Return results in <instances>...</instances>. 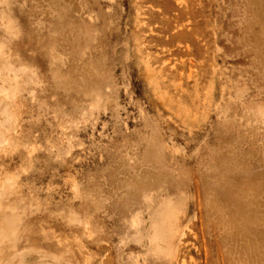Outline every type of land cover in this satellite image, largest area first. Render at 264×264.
<instances>
[{"label":"rangeland","instance_id":"obj_1","mask_svg":"<svg viewBox=\"0 0 264 264\" xmlns=\"http://www.w3.org/2000/svg\"><path fill=\"white\" fill-rule=\"evenodd\" d=\"M0 44V264L236 263V206L264 220V0H0ZM142 216L166 219L165 253L133 237Z\"/></svg>","mask_w":264,"mask_h":264},{"label":"bare ground","instance_id":"obj_2","mask_svg":"<svg viewBox=\"0 0 264 264\" xmlns=\"http://www.w3.org/2000/svg\"><path fill=\"white\" fill-rule=\"evenodd\" d=\"M5 1H6V0H5ZM7 2H9V1H7ZM9 3H10V2H9ZM4 4H6V2H5ZM6 6H7V5H6ZM80 9H81V8H80ZM52 10H53L54 14L56 13L57 17H56L55 15H54V16L57 18V20H60V21H61V20H62V18H61L62 16H61L60 14H58V10H56V9H54V8H53ZM82 10H83V9H82ZM88 14L91 15L90 12H88ZM89 15H88V16H89ZM86 18H87V16H86ZM88 19H89V18H88ZM88 19H87V21H88ZM89 20H90V19H89ZM90 21H91V20H90ZM91 23H92V21H91ZM8 24H9V23H8ZM39 24H40V23H39ZM87 24H88V23H87ZM2 25L4 26V24H1V26H2ZM5 25H7V24H5ZM10 25H11V24H10ZM89 25H90V24H89ZM3 26H2V27H3ZM84 26H85V25H84ZM8 27H9V26H8ZM32 27H33V26H32ZM5 28H7V26H6ZM34 28H36V27H34ZM34 28H31L30 30H32V29H34ZM83 28H84V27H83ZM85 28H86V27H85ZM87 28H89V27H87ZM91 28H92V27H91ZM262 28H263V27H262ZM7 29H8V28H7ZM9 29H14V28L9 27ZM93 29H94V28H93ZM30 30H29V31H30ZM85 30H86V29H85ZM85 30H84V31H85ZM32 31H33V30H32ZM52 31L56 32L55 30H52ZM52 31H51V32H52ZM9 32H10V31H9ZM11 32H12V31H11ZM54 32H53V33H54ZM89 32H90V31H89ZM91 32H93V31H91ZM15 33H17V32L15 31ZM29 33H31V32H29ZM84 33H85V32H84ZM31 34H32V36H33V33H31ZM55 34H56V33H55ZM87 34H88V33H87ZM72 35H74V34H72ZM84 35H85V34H84ZM29 36H31V35L29 34ZM32 36H31V37H32ZM91 36H93V35H91ZM31 37H29V38H31ZM72 38H73V37H72ZM93 39H94V36H93ZM1 43H2V42H1ZM2 45H4V44H2ZM49 45H50V43H49ZM49 45H48V46H49ZM0 46H1V44H0ZM51 46H52V45H51ZM86 47H88V46H86ZM3 48H4V46H3ZM1 49H2V48H0V50H1ZM50 49H51V48H50ZM55 50H56V49H55ZM1 51H3V49H2ZM1 51H0V52H1ZM51 51H52V49H51ZM1 53H6V51L4 50V52H1ZM49 53H50V52H49ZM59 53H60V52H59ZM51 54H52V53H51ZM53 54H55V56L58 55V53L56 54V52L53 53ZM62 54H63V53H62ZM62 54H59V56H61ZM73 54H74V56H73L74 59H78V60H81V59H82V61H80V62H81V65H80V66H85V69L89 70V66H92V64H91L92 62L89 63L88 61H87V62H84V61H83V59H85V58L88 57V54H80V53L77 54V52H75V53H73ZM11 55H12V53L9 54V55L6 54L5 56H6V58L9 56V59H10V56H11ZM5 56H4V57H5ZM55 56H54V57H55ZM59 56H57V57L59 58ZM64 56H65V55H64ZM75 57H76V58H75ZM45 58H46V56H45ZM47 58H48V57H47ZM58 58H57V59H58ZM12 59H13V56H11V59L8 60V61L11 63V66H12L13 64H14V65L16 64V61H15V60H13V61L11 62ZM52 59H53V58H52ZM66 59H67V61H68L67 56H66ZM66 59H65V60H66ZM74 59H73V60H74ZM88 59H89V57H88ZM53 60H54V59H53ZM60 60L63 61V58L60 57ZM5 61H6V60H5ZM14 61H15V63H14ZM46 61H49V62H50L51 60H50V59H47ZM54 61H56V60H54ZM54 61H53V62H54ZM58 61H59V59L56 61V63H57ZM62 61H61V63H62ZM74 61H75V60H74ZM49 62H48V63H49ZM53 62L51 61V63H49V64H52ZM59 62H60V61H59ZM64 62H65V61H63V64H64ZM4 63H5V62H4ZM7 63H8V62H7ZM12 63H13V64H12ZM61 63H60V64H61ZM53 64H54V63H53ZM53 64H52V65H53ZM60 64H59V65H60ZM63 64H61V65H63ZM67 64H68V63H67ZM75 64H77V63H75ZM52 65H51V67H49V66L46 67V69H47L46 73L49 75L50 79H52V80L55 82L54 84H56L58 87H60V88H61V87H69V89H70V87H72V84L74 83V80H73V81L71 80V77H73V76H70V75L74 72V71H73L74 68H73V70L71 69V71H73V72H71V74H69V72H70V68H67V67H66V68L60 69L61 65H60V67H59V65H58V66L53 65V67H52ZM56 65H57V64H56ZM64 65H65V64H64ZM68 65H69V64H68ZM77 65H78V64H77ZM8 66H10V65H8ZM17 66H18V64H17ZM20 66H21V65H20ZM70 66H71V65H70ZM75 66H76V65H75ZM93 66H94V65H93ZM18 67H19V66H18ZM58 67H59V68H58ZM12 68H13V67H12ZM15 68H17V67H15ZM19 68H21V67H19ZM90 68H91V67H90ZM0 69H3V68L0 67ZM28 69H29V68H28ZM35 69H37V68L35 67ZM91 69H92V68H91ZM93 69H94V68H93ZM93 69H92V71H94ZM4 70H5V69H4ZM37 70H38V69H37ZM75 70H77V69H75ZM1 71H2V70H1ZM6 71H7V70H6ZM6 71H5V72H6ZM38 71H39V70H38ZM42 71L45 72L44 70H42ZM92 71H91V72H92ZM33 72H34V71H33ZM85 72H86V71H85ZM6 73H7V72H6ZM6 73H5V75H6ZM9 73H10V72H9ZM81 73H82V72H81ZM94 73H95V72H94ZM43 74H45V73H43ZM43 74L41 75V77L44 76ZM74 74H75V72H74ZM83 74L85 75V73H83ZM87 74H89V72H88ZM5 75H4V76H5ZM7 75H8V76H7V77L5 76V77H6L5 79H9L10 77H11V78H14V76H12V75H10V74H7ZM9 75H10V77H9ZM84 75H83V76H84ZM90 75H91V74H90ZM93 75H94V74H93ZM0 76H2V75H0ZM4 76H3V77H4ZM81 76H82V75H81ZM8 77H9V78H8ZM29 77H30V76H29ZM41 77H40V80L42 79V82H43V79H44V78H41ZM49 77H48V78H49ZM90 77H94V76L91 75ZM90 77H88V78H90ZM82 78H83V77H82ZM82 78H80V79H82ZM88 78L85 79V81L88 80V82H89L90 79H88ZM94 78H95V77H94ZM15 79H16V78H14V80L12 79V81H16V80H17V79L15 80ZM77 79H78V78H77ZM91 79H92V78H91ZM10 80H11V79H10ZM40 80H38V81H40ZM7 81H8V80H7ZM78 81H79V79H78ZM85 81H82V82L85 83ZM3 82H4V81H3ZM5 82H6V81H5ZM8 82H10V81H8ZM17 82L20 84V82H22V81H20V82L17 81ZM36 82H37V81H36ZM36 82H35V83H36ZM40 83H41V81H40ZM80 83H81V82H80ZM84 83H83V84H84ZM91 83H93V86L95 85V84H94V81L91 82V80H90V83H89V84H91ZM13 84H14V85L16 84V87H17V83H16V82H14ZM36 84H37V83H36ZM41 84H42V85H41ZM41 84H40V85H41V88H42V86H45V85H46V84L44 85V83H41ZM11 85H12V84H11ZM37 85H38V84H37ZM80 85H81V84H80ZM78 86H79V85L77 84L76 87H77L78 89H76V90H75V89H72V90H75V92L72 91L73 93H76V92L79 90V91H78L79 94L77 95L78 92L75 94V95H77V96H79V95L81 94L80 92H82V91H81V89H82V85H81L80 87H78ZM93 86H92V87H93ZM13 87H15V86H13ZM18 87H20V86L18 85ZM73 87H74V86H73ZM90 87H91V85H90ZM92 87H91V88H92ZM94 87H95V86H94ZM80 88H81V89H80ZM86 88H87V87H86ZM91 88H90V90H91ZM14 89H15V88H14ZM61 89H62V92H63L64 89H63V88H61ZM66 89H67V88H66ZM87 89H89V88H87ZM87 89H85V90L87 91ZM96 89L98 90V88H96ZM0 90H1V89H0ZM7 90H8V89H7ZM70 90H71V89H70ZM97 90H96V93H98ZM99 90H100V89H99ZM99 90H98V91H99ZM67 91H69V90H67ZM88 91H89V90H88ZM100 91H101V90H100ZM2 92H3V90H2ZM69 92H70V91H69ZM93 92H95V91L93 90ZM101 92H102V91H101ZM0 93H1V92H0ZM5 93H6V92H5ZM84 93H85V92H84ZM96 93H95V94H96ZM88 94H89V95L91 94L90 91L88 92ZM88 94L85 93V94H82V95H85V96L87 97V99H90V97L88 98ZM99 94H101V93H99ZM0 95H1V94H0ZM82 95H80V96H82ZM80 96H79V97H80ZM92 96H93V94H92ZM12 97H13V96H12ZM86 97H84V98H86ZM110 97H111V96H110ZM112 97H113V96H112ZM112 97H111V98H112ZM0 98H3V97H0ZM6 98H7V97H6ZM81 98L84 99L83 96H82ZM94 98L98 99L96 96H94ZM7 99H8V98H7ZM78 99H80V98H78ZM92 99H93V97H92ZM107 99H108V98H107ZM109 99H110V98H109ZM1 100H2V99H1ZM10 100H12V99H10ZM10 100H9V101H10ZM94 100H95V99H93V101H94ZM112 100H113V99H112ZM12 101H13V100H12ZM83 101L85 102V100H83ZM89 101H92V100H88V102H89ZM95 101H96V100H95ZM113 101H114V100H113ZM86 102H87V100H86ZM88 102H87V104H91V103L93 104V103H94V102H91V103H90V102L88 103ZM1 103H2V101H1ZM8 103H9V102H8ZM95 103H96V102H95ZM95 103H94V104H95ZM114 103H115V102H114ZM94 104H93V105H94ZM97 104H98V101H97ZM103 104L107 105V103H103ZM263 104H264V103H263ZM263 104H262V109H263V107H264ZM93 105H92V106H93ZM109 105H110V104H109ZM94 106H95V105H94ZM107 106H108V105H107ZM259 106H261V105H259ZM74 107H75V106H74ZM87 107H88V106H87ZM87 107H86V108H87ZM3 108H4V107H3ZM3 108H2V110H3ZM88 108H89V107H88ZM92 108H93V107H92ZM258 108H259V107H258ZM260 108H261V107H260ZM7 109H8V108H7ZM254 109H255V108H254ZM254 109H253V110H254ZM262 109H261V110H262ZM85 110H86V109H85ZM85 110H84V111H85ZM257 110H259V109H257ZM4 111H5V110H4ZM4 111H3V112H4ZM259 111H260V110H259ZM0 112H1V111H0ZM3 112H2V113H3ZM251 112H252V111H251ZM260 112L262 113V114L259 113V114H260V116H259V120H260V121H259V120L256 121V120H255L256 118L253 117L254 120L251 119L253 122H255V121H256V123H262L261 121L264 122V110H262V111H260ZM2 113H0V115H1ZM7 113H8V112H7ZM89 113H90V112H89ZM89 113H88V114H89ZM257 113H258V112H257ZM257 113H255V114L258 115ZM4 114H5V113H3V115H4ZM6 115H7L6 118L9 117V120H7V121L13 122V120H14V116H13V114H10V113H9V114H6ZM256 115H255V116H256ZM4 116H5V115H4ZM251 116H252V115H251ZM257 118H258V116H257ZM248 119H249V118H248ZM263 125H264V124H263ZM6 126H7V125H6ZM12 127H13V126H12ZM6 128H7V127H6ZM9 128H11V127H9ZM13 128H14V127H13ZM0 130H1V129H0ZM1 131H2V130H1ZM13 132H14V131H13ZM11 135H12V132H11ZM0 137H1V136H0ZM0 140H1V139H0ZM8 140H9V139H8ZM10 141H12V140H10ZM2 142H3V141H2ZM8 143H9V141H8ZM5 145H6V144H5ZM10 146H11V144H9V147H10ZM28 153H29V152H28ZM144 160H145V159H142L141 161L144 162ZM131 178H132V177H131ZM132 180H133V179H130L129 182L127 181V184H126V183H121V184H122V186H123V184H124V185L126 184V187H128L129 185L133 184ZM119 181H120V180H119ZM121 182H122V181H121ZM131 182H132V183H131ZM128 183H129V184H128ZM137 183H138V181L135 183L136 186H137ZM1 185H2L1 187H6L5 184H1ZM135 185H134V186H135ZM122 186H121V188H122ZM136 186H135V187H136ZM129 187H130V186H129ZM129 187H128V188H129ZM131 187H132V188H131V190H129V191H132V189H133V190H134L133 193H138V192L140 191V187L137 188V189H138V190H137L138 192L135 191V190H136V189H134L135 187H134V188H133V186H131ZM119 189H120V188H119ZM5 190H7V189H4V191H5ZM250 190H251V189L247 190V192L250 191ZM6 192H7V191H6ZM129 194L132 195L131 193H129ZM143 194H144V193H142V195H141L142 198H143ZM96 195H97V194H96ZM146 196H147V197H148V196L150 197V195H146V194H145V196H144V198H143V203H145L146 207H145V205L142 204L141 201H140V203L145 207L146 210H145L144 208H143V209L146 211V215H147V216H150V215L152 214L151 212L153 211V209H150V208L152 207L151 204H152L153 202H154V204H155V203H157L158 201L155 202L156 200H155L154 198H152V200H154V201H152V203H151V201H150V203H148V202H149V200H148L149 197L147 198ZM151 196H152V195H151ZM142 198H141V199H142ZM145 198H147V199H146L147 204H146V202H145V200H144ZM130 200H131V199H130ZM150 200H151V199H150ZM125 202H127L126 207H127V205H129V207H130L131 203H129L127 200H126ZM162 202H163V201H162ZM166 202H167V200L165 201V203H166ZM138 203H139V202H138ZM138 203H137V204H138ZM124 204H125V203H124ZM137 204H136V203H135L134 205L132 204L131 207H133V206H135V205L138 206V207H137V208H138L137 210L139 211V214H140L143 210L140 211L139 207H140L141 205H137ZM154 204H152V205H154ZM147 205H148V206H147ZM149 205H150V206H149ZM155 205L158 206V204H155ZM155 205H154V208H155V212H156V207H157V206H155ZM161 205H162V203H161ZM2 206H3V205H2ZM11 206H12V205H11ZM136 206H135V208H136ZM163 206H164V208L166 209L165 205H162V207H163ZM166 206H167V203H166ZM8 207H10V206H8ZM8 207H7V208H8ZM131 207H130V209H131ZM14 208H15V207H14ZM133 208H134V207H133ZM147 208H149L150 210L147 211ZM152 208H153V207H152ZM157 208H158V207H157ZM164 208H162V209L160 208L161 211H160L159 213H161V214H165V209H164ZM253 208H254V207H253ZM5 209H6V208H5ZM12 209H13V206H12ZM163 209H164V210H163ZM168 209H169V207H168ZM168 209H167V210H168ZM254 209H255V208H254ZM10 210H11V209H10ZM13 210H15V209H13ZM135 210H136V209H135ZM135 210H134V212H135ZM137 210H136V212H138ZM261 210H263V208H261ZM11 211H12V210H11ZM131 211H132V209H131ZM145 211H143L142 213H144ZM162 211H163V213H162ZM168 211H170V210H168ZM149 212H150L151 214H150ZM155 212H154V213H155ZM170 212H172V211H170ZM14 213H15V212H14ZM148 213H149V215H148ZM154 213H153V214H154ZM166 213L168 214L167 211H166ZM12 214H13V213H12ZM12 214H11V215H12ZM19 214H20V213H19ZM19 214H18V216H19ZM133 214H134V213H133ZM135 214H136V213H135ZM153 214H152V215H153ZM167 214H166V216H167ZM8 215H9V213H8ZM14 215H15V214H13V216H14ZM142 215H144V214H142ZM157 215H158V214H157ZM136 216H137V214H136ZM139 216H140V215H139ZM139 216H138V218H140ZM154 216H156V214H154ZM154 216H153V217H154ZM159 216H160V215H159ZM161 216H162V215H161ZM164 216H165V215H164ZM164 216L160 218V219H162V221H164V220H166V219L168 218V216H167V217L165 216L166 219H164ZM235 216H236V220H235V223L232 224V229H233V238H234V240H235V244H236V248H237V252H238V255H239V256L236 258V263H235V261H232L233 264H264V220L261 219V211L259 210V211L253 212V211L250 209V207L247 205V203L243 202V203H239V204L236 206V208H235ZM156 217H157V219H158V216H156ZM4 218H5V217H4ZM10 218H12V217L10 216ZM10 218H9V220H10ZM20 218H21V217H20ZM20 218H17V217H16L15 219H20ZM95 218H96V217H95ZM134 218H137V217H134ZM138 218H137V219H138ZM154 218H155V217H154ZM12 219H14V217H13ZM144 219H145V218H143V216H142V220H144ZM147 219H148L149 222H150L149 225L146 226L145 223H144L143 225L146 226V228L148 229V231H146V228H145L144 226H143V227L145 228V230H144V228H143L142 226H140V227H142V228H141L142 230H141L140 232H138V231L140 230L138 226H139V225H142V224H140V219H139V222H138V220H137V225H138V224H139V225H138V226H137V225H134V228L132 227V228L134 229V230H133L134 232H136L135 229L137 228V232H136V234L132 231V232L134 233V234H133L134 236H133V235H132V236H133L134 238H136V237H137L136 235H138L137 233H139V234L142 233V235H139V236H141V239H143L144 242H145L146 244H145L143 241H141V243H142V245H141L140 241H137L138 243H140V246H142V248L145 247V249H147L148 251H149V249L151 248L150 250H151L152 252L158 250L159 252H163V253H165L164 251H165L166 249H165L163 246H164L165 244H169V241H168L167 239H163V238H169V237H170L169 240H171V237L173 236V238H174L175 235H172L173 232H170V231H169L171 228H167V230H165V231L162 229V228L165 227V226H164V225H165V221H164V222L161 221V223L164 224V225L160 228L159 226H161V225H159V224H158V225L155 224V222L153 221L154 219L152 218V216H151V221H150V219H149L148 217H147L146 220H144V221H145V222H148ZM152 219H153V220H152ZM155 219H156V218H155ZM160 219H159V220H160ZM163 219H164V220H163ZM142 220H141V222H142ZM159 220H157V221H159ZM10 221H11V220H10ZM20 221H21V219H20ZM167 221H168V220H167ZM167 221H166V223H167ZM12 223H14V222H12ZM157 223H158V222H157ZM159 223H160V221H159ZM0 224H1V223H0ZM85 224H86V223H85ZM146 224H148V223H146ZM130 225L133 226V224H130ZM131 226H130V227H131ZM136 226H137V227H136ZM157 226H158V227H157ZM1 227H2V226H1ZM148 227H149V228H148ZM169 227H170V226H169ZM7 228H8V227H7ZM95 228H96V232H97V230H98V226L94 225V229H95ZM159 228H160V229H159ZM1 229H4V228H1ZM94 229H93V230H94ZM138 229H139V230H138ZM161 229H162V230H161ZM168 229H169V230H168ZM4 230H5V229H4ZM7 231H8V233H9V230H7ZM171 231H173V230H171ZM14 232H15V230H14ZM28 232H29V231H28ZM93 232H94V231H93ZM96 232H95V233H96ZM12 233H13V230H12ZM15 233H16V232H15ZM15 233H13V234H15ZM26 233H27V232H26ZM95 233H94V234H95ZM3 234H4V231H3V233L1 234V236H2ZM5 234H6V231H5ZM13 234H12V235H13ZM16 234H17V233H16ZM16 234H15V235H16ZM31 234H32V233H31ZM92 234H93V233H92ZM96 234H97V233H96ZM167 234H168L169 236H168ZM24 235H25V234H24ZM28 235H30V234L28 233ZM171 235H172V236H171ZM6 236H8V235H6ZM13 236H14V235H13ZM135 236H136V237H135ZM139 236H138V237H139ZM167 236H168V237H167ZM2 237H5V236H2ZM27 237H28V236H27ZM29 237H30V236H29ZM8 238H10V237L8 236L7 239H8ZM97 238H98V237H97ZM4 239L6 240V237H5ZM137 239L139 240V238H136V240H137ZM160 239H161V240H160ZM97 240H98V239H95V241H97ZM156 240H157V241H156ZM158 240H159L160 242H158ZM166 240L168 241V243H166V242H167ZM1 241H3V240H1ZM1 241H0V243H1ZM93 241H94V240H93ZM161 241H162V242H161ZM163 241H164L165 244H163ZM133 242H135V239H134ZM95 243L97 244V242H95ZM8 244H9V243H8ZM57 244H58V245H57ZM57 244L54 245V246H55V249H54V251H55V255H53V256H55V258H54L52 255H51V256H52L54 259H56L59 263H60L61 259H63L62 261L65 262L64 260L67 259V258H65V259H64V258H61V257H62V254H64V252H63L64 249H63V248H65V246H63V244H61V243H57ZM96 244H95V245H96ZM147 244H148V246H149L150 248L147 247ZM14 245H15V244H12L9 248L13 247ZM144 245H145V246H144ZM15 246H16V245H15ZM176 246H177V245H176ZM176 246H175V247H176ZM36 248H38V246H37ZM148 248H149V249H148ZM177 248H178V247H177ZM23 249H24V247H23ZM31 249H32V248H31ZM39 249H40V248H39ZM0 250H1V248H0ZM28 250H30V248H29ZM33 250H34L33 253L37 251V250H35V249H33ZM66 250H67V249H66ZM66 250H65V251H66ZM175 250H176V249H175ZM5 251H6V249H5ZM17 251L21 254V252H20L21 250H18V249H17ZM41 251H42V249H41L39 252H41ZM148 251H145L146 253H145V252H144V253L147 254ZM0 252H1V253H4V252H2V251H0ZM6 252L8 253V251H6ZM6 252H5L4 254H6V256H7V253H6ZM22 252H24V251H22ZM27 252L30 253V252L27 251V249H26V253H27ZM37 252H38V251H37ZM152 252H151V254H153V256H155V254H154L155 252H154V253H152ZM235 252H236V251H235ZM1 253H0V254H1ZM28 253H27V254H28ZM41 253H42V252H41ZM41 253H40V254H41ZM66 253H68V251H66ZM66 253H65V254H66ZM69 253H70V252H69ZM172 253H173V252H172ZM9 254H10V253H9ZM11 254H12V252H11ZM22 254H23V253H22ZM40 254L38 253L37 255H40ZM234 254H235V253H234ZM12 255H13V254H12ZM12 255H11V256L9 255V259H8L9 261H10V260H13L14 257H12ZM17 255H18V254H17ZM46 255H47V254H46ZM46 255H45V256H46ZM173 255H174V254H173ZM173 255H172L171 257H173ZM4 256H5V255H4ZM6 256H5V257H6ZM14 256H15V254H14ZM23 256H24V255H22V257H23ZM41 256H42V254H41ZM51 256H50V257H51ZM63 256H66V255H63ZM145 256H146V255H145ZM148 256H149V255H148ZM150 256H151V255H150ZM11 257H12V259H11ZM16 257H17V256H16ZM19 257H20V256H19ZM19 257H18V258H19ZM42 258L45 259L46 257H42ZM5 259H6V258H5ZM15 259H16V258H15ZM22 259H23V258H22ZM46 259H47V258H46ZM58 259H59L60 261H59ZM170 259H171V258H170ZM172 259H173V258H172ZM36 260H38V259H36ZM231 260H232V259H231ZM233 260H234V258H233ZM0 261H1V257H0ZM4 261H5V260H4ZM4 261H3V264H4ZM95 261H96V260H95ZM168 261H169V260H168ZM168 261H167L166 264H169V263L171 262V261H170V262H168ZM174 261H175V260H174ZM49 262H50V261H49ZM49 262L47 261V264H51V263H49ZM51 262H52V261H51ZM66 262H67V260H66ZM93 262H94V261H93ZM45 263H46V262H45ZM69 263L71 264L70 261H69ZM5 264H6V262H5ZM23 264H28V263H23ZM35 264H36V263H35ZM43 264H44V263H43ZM62 264H63V263H62ZM67 264H68V263H67ZM72 264H73V262H72ZM98 264H99V263H98Z\"/></svg>","mask_w":264,"mask_h":264}]
</instances>
